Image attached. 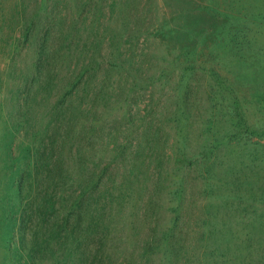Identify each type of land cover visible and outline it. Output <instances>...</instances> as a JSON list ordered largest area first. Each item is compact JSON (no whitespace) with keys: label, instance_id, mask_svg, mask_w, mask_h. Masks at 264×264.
<instances>
[{"label":"rangeland","instance_id":"obj_1","mask_svg":"<svg viewBox=\"0 0 264 264\" xmlns=\"http://www.w3.org/2000/svg\"><path fill=\"white\" fill-rule=\"evenodd\" d=\"M0 264H264V0H0Z\"/></svg>","mask_w":264,"mask_h":264},{"label":"trees","instance_id":"obj_2","mask_svg":"<svg viewBox=\"0 0 264 264\" xmlns=\"http://www.w3.org/2000/svg\"><path fill=\"white\" fill-rule=\"evenodd\" d=\"M215 19H216V21H217V24H219V26H221V25L224 26L226 20L222 21V20L219 18V16H218V18H215ZM17 40H18L17 37L14 38V39L10 38L9 41H7V44H5V47H4L3 49H6V48L9 47V48H8V52H7L9 56L12 55L14 47H15V48H19V47H20V45H19V46L15 45V41H17ZM16 50H17V49H16ZM188 54H191V53H188ZM10 251H12V253H16V252H17V251L14 252L12 248H10Z\"/></svg>","mask_w":264,"mask_h":264}]
</instances>
